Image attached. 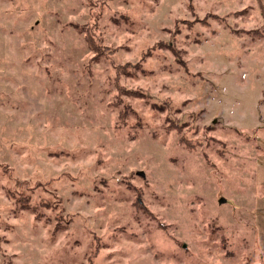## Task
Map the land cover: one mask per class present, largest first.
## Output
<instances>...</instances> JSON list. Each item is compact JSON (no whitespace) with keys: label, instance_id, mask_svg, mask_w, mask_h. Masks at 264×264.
Wrapping results in <instances>:
<instances>
[{"label":"rangeland","instance_id":"374dc122","mask_svg":"<svg viewBox=\"0 0 264 264\" xmlns=\"http://www.w3.org/2000/svg\"><path fill=\"white\" fill-rule=\"evenodd\" d=\"M262 5L0 0V264H264Z\"/></svg>","mask_w":264,"mask_h":264},{"label":"trees","instance_id":"16d2710c","mask_svg":"<svg viewBox=\"0 0 264 264\" xmlns=\"http://www.w3.org/2000/svg\"><path fill=\"white\" fill-rule=\"evenodd\" d=\"M244 12L245 11L235 12V15L244 14ZM261 13H262L263 21H264V5L261 6ZM248 35H250L253 38H257V39L264 38V24L262 28L260 29H254V30L248 31ZM24 208H28V205L25 204Z\"/></svg>","mask_w":264,"mask_h":264}]
</instances>
